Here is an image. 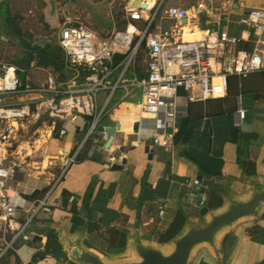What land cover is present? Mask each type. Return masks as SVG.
<instances>
[{
  "label": "crops",
  "instance_id": "obj_1",
  "mask_svg": "<svg viewBox=\"0 0 264 264\" xmlns=\"http://www.w3.org/2000/svg\"><path fill=\"white\" fill-rule=\"evenodd\" d=\"M58 1L44 0V7L40 10L42 19L36 16L29 20L21 13H12L10 0H0V61L17 66L18 56L6 58L2 54L3 48H11L14 44L21 58L26 59L30 57L27 51L32 45L53 38L55 33L58 40L59 28L66 21L61 17V10L68 8ZM135 1L131 2L132 5ZM141 1L155 3L158 0ZM201 3L206 8L201 12L200 21L193 23L186 19L184 39L186 35L196 39L210 30L240 37L249 31L241 24V19L249 16L251 10L264 11V0H166L164 8L191 11ZM98 17L92 21V29L106 33L118 28L114 17ZM71 20L80 19L76 16ZM126 24L123 22L122 27ZM161 24L169 28L175 21L165 20ZM253 39L251 33L250 40L242 41L238 48L252 49ZM62 64L65 65L63 55L58 59L51 58L45 67L18 68L25 72L29 84L41 85L50 72L65 76L60 71ZM38 68L45 74L44 81L39 82L38 78L31 76ZM252 80L245 89L247 93L235 96L231 105L224 104V100H231L230 96L188 104L186 115L170 120L167 133L172 136V145L169 148L154 144L156 120L141 116L140 100L132 110V104L125 103L127 99L121 101L123 93L118 92L110 118L121 125V132L116 133L109 149L105 148L107 142L99 137L93 138L92 144L83 151L82 159L72 164L57 184L54 181L60 176L64 161L79 148L87 126L83 120L75 125L68 124L66 135L61 137H65L64 142L49 127L38 130L41 135L33 143L35 150L29 151L33 160L27 159L28 165L15 176V187L19 188L21 196L15 201L31 205L40 199L28 201L26 196L45 188L50 191L53 186L51 207L50 212L34 224L32 232L41 240L32 242V246L24 244L20 247L17 254L20 264H72L61 254L63 245L59 235L82 236L86 246L109 259L128 257L131 254L130 238L135 232L138 231L146 242L165 245L182 230L188 218L200 220L223 207L222 193L248 196L250 181L264 178V84L257 78ZM131 98L133 96L128 99ZM178 102L185 105L184 98ZM239 109L246 111L244 120L238 116ZM187 117L192 119L191 139L186 144H175L174 136ZM234 131L243 138L239 143L233 140ZM25 146L23 149L31 148ZM239 146L242 152L238 151ZM45 148L48 152H43ZM46 157L50 159L44 168ZM123 161L126 164L121 170H112L113 164ZM200 166L208 171H202ZM198 176L210 180L215 186L206 190L203 206L188 199ZM157 198L166 202L163 216L158 215L154 206ZM220 247L222 264H264V212L225 233L220 239ZM192 264L217 262L212 253L202 247Z\"/></svg>",
  "mask_w": 264,
  "mask_h": 264
},
{
  "label": "built area",
  "instance_id": "obj_2",
  "mask_svg": "<svg viewBox=\"0 0 264 264\" xmlns=\"http://www.w3.org/2000/svg\"><path fill=\"white\" fill-rule=\"evenodd\" d=\"M165 2L158 0L146 8L126 4L125 28L110 33L98 32L81 20L63 22L58 40L65 68L72 76L50 72L43 84L31 85L25 72L0 61V264L8 254L17 255L22 245L33 242L35 233L30 231L31 226L40 212H50L53 186L31 205L15 201L21 197L14 188L16 173L28 165L29 154L23 149L27 141L23 140L29 129L39 133L49 127L61 138L67 133L66 124L85 121L84 139L64 161L61 174L54 181L57 184L77 161L86 142L97 135L101 141L109 140L108 134H99L97 129L116 107L113 100L118 92L123 93L124 101L140 90L141 116L156 120L153 142L169 148L170 120L186 115L188 104L225 97L229 77L245 78L264 72V11L251 10L249 16L241 19L251 32L240 37L210 30L186 40V27L180 26L179 21H200L205 4L188 11L164 8ZM165 20L175 24L164 28L161 22ZM251 33L252 49H239L242 41L250 40ZM180 98L185 99L184 106L179 104ZM237 112L244 120L246 111ZM193 185L201 184L195 180ZM205 201L206 196L201 206ZM165 204L163 198L154 201L159 216L164 215Z\"/></svg>",
  "mask_w": 264,
  "mask_h": 264
},
{
  "label": "water",
  "instance_id": "obj_3",
  "mask_svg": "<svg viewBox=\"0 0 264 264\" xmlns=\"http://www.w3.org/2000/svg\"><path fill=\"white\" fill-rule=\"evenodd\" d=\"M133 6L146 8V4L141 0H136ZM187 24L186 19L179 21L180 26ZM116 132H121V125L110 116L105 117L97 133L109 135L106 149L110 148ZM125 164V161L121 164H113L112 170H121ZM197 181L201 185L192 188L188 199H194L196 205L201 206L206 190L214 189L215 186L203 176H198ZM249 185L250 193L246 197H237L228 192L222 193L225 199L223 207L210 212L200 220L188 218L182 230L165 245L146 242L137 231L130 238L131 254L120 259H109L99 251L86 246L82 236L70 238L59 235L63 245L61 254L72 264H192L198 250L205 247L212 253L217 264H222L221 237L238 224L254 220L264 212V178L253 179ZM40 240L41 237L36 236L33 243Z\"/></svg>",
  "mask_w": 264,
  "mask_h": 264
},
{
  "label": "rangeland",
  "instance_id": "obj_4",
  "mask_svg": "<svg viewBox=\"0 0 264 264\" xmlns=\"http://www.w3.org/2000/svg\"><path fill=\"white\" fill-rule=\"evenodd\" d=\"M14 1V0H13ZM44 0H15V3L19 5H17L16 8V12L19 11L21 12V14H23V16L26 19L32 20L35 19V17L39 16V18L42 17L40 10L42 9V7H44L43 4ZM60 3L61 6L66 5L65 10H61V17L62 19L65 20H71L72 17H76L78 16L79 19L84 22L87 26H89L90 28H93L92 25V21L94 19H98V16H105L104 18H112L114 17V20L116 21V23L118 24V30H121L120 27H122L123 22H125V17L123 14L124 13V7L126 5V3H131L133 2V0H59L58 1ZM43 5V6H42ZM59 5V6H60ZM20 7V9H19ZM24 9V10H23ZM44 9V8H43ZM31 11V12H29ZM33 11V12H32ZM107 12V13H106ZM112 12V14H111ZM4 16V15H3ZM6 18V15L4 16ZM42 19V18H41ZM113 19V18H112ZM37 20V19H36ZM35 20V21H36ZM38 22V20H37ZM99 25V21H97ZM96 22V23H97ZM100 27V26H99ZM2 32V31H0ZM106 33H110L106 32ZM1 34V33H0ZM56 34V33H55ZM53 34V38L51 39H46L44 41H40L37 44H34L31 46V48H28V54L26 59L21 58V53H19V50H17V46L12 45L11 48H3V52L2 53L6 58H12L13 56L16 58L18 56V60H16V67H23L25 68H32V67H45L47 66V62L50 61L51 58H60L63 55V52L61 50V48L58 46V40L56 35ZM4 57V58H5ZM64 64V63H63ZM61 65V72L65 75V76H72V73H69L66 68L65 65ZM20 70V68H18ZM30 75V73H29ZM31 76H34L36 78H38L39 82L44 81L45 79V74L43 72H41L39 70V68L35 71H32ZM254 78H257V80L259 82H261V77L259 75H251L250 79L247 80H240L238 78H232L231 80V84H233V91L234 94H238V93H243L246 94L247 92L245 91V89L249 86V83H252ZM240 85H241V89H240ZM140 90H138L137 92H135V94H133V98L131 99H127L125 101V103H130L132 104L131 108L132 110L136 109V105H137V101L140 100ZM135 95V96H134ZM235 99V97L232 96L231 100H224V104L225 105H231L233 100ZM68 124L65 125V128ZM75 125V124H74ZM67 131V130H66ZM27 135V136H26ZM41 133H34V130L31 128L29 129V132L27 134H24V140L23 141H27V143L23 144L26 148H29L25 153L29 154L30 157H28V160H33V158H31V154L29 151L30 150H35V148H32L33 143L35 141V139H37L38 137H40ZM100 137V135H97ZM119 134H117L116 137H118ZM64 138H61L60 141L64 142ZM38 145V144H37ZM36 145V146H37ZM81 145V144H80ZM79 145V146H80ZM26 150V149H25ZM43 152H48L47 149L45 148ZM31 158V159H30ZM41 180L44 179V177L40 178ZM14 188L19 191V188H16L14 185ZM22 190V189H21ZM45 213L44 212H40L38 214V217L36 220H38L39 218H41L42 216H44ZM36 222V221H35ZM31 226L30 231H34V224ZM31 243H27V245H30ZM16 260L15 258H12L9 260V263L4 262L3 264H16Z\"/></svg>",
  "mask_w": 264,
  "mask_h": 264
},
{
  "label": "trees",
  "instance_id": "obj_5",
  "mask_svg": "<svg viewBox=\"0 0 264 264\" xmlns=\"http://www.w3.org/2000/svg\"><path fill=\"white\" fill-rule=\"evenodd\" d=\"M17 7V5H19V3L18 4H16L15 3V0L13 1V0H10V7H12V13H15L16 12V8L14 7ZM19 9H20V7H19ZM24 10V9H23ZM29 12H31V11H29ZM17 13H21V12H19V11H17ZM23 14H24V12H23ZM124 21H126V20H124ZM126 23H127V21H126ZM125 22H124V24H126ZM124 29L125 28V26L124 27H120V29ZM251 75H259L260 77H261V82L264 84V72H261V73H254V74H250V75H248L247 77H238V76H232V77H229L228 78V91H227V95H226V97H225V99L226 98H228L229 96L232 98V96L233 97H235V96H237V95H239L240 93H238V94H234V91H233V84H231L232 82H231V80H232V78H238L239 79V81L240 80H246L247 78H249ZM240 89H241V85H240ZM242 93V92H241ZM60 127H58V129H59ZM191 135H192V119H189L188 117H187V119H186V121H185V123H184V125L182 126V128L175 134V136H174V143L175 144H186V143H189V141H190V139H191ZM241 139H243L242 138V136H241V134L238 132V131H234L233 132V140L236 142V143H239V141H241ZM92 141H93V139L92 140H89L88 142H86L85 143V145H84V147H83V149H82V151L80 152V154H79V156L76 158V160L77 161H79L80 159H82V157L84 156V153H83V151L85 152V150H86V148L89 146V145H91L92 144ZM242 148H241V146H239L238 147V151L239 152H242ZM200 169L202 170V171H208L205 167H202V166H200ZM215 176L217 175V174H214ZM49 189L50 188H45L44 190H42V191H35L32 195H30V196H26V199L28 200V201H31V200H35V199H42L48 192H49ZM112 235H113V238L116 236L115 235V232H112L111 233ZM116 238V237H115ZM31 246H32V243L30 244ZM12 258H15V260L17 261L16 262V264H20V260H19V257L15 254V253H10V254H8L2 261H1V264H3L4 262H6V263H9V260L10 259H12Z\"/></svg>",
  "mask_w": 264,
  "mask_h": 264
},
{
  "label": "bare ground",
  "instance_id": "obj_6",
  "mask_svg": "<svg viewBox=\"0 0 264 264\" xmlns=\"http://www.w3.org/2000/svg\"><path fill=\"white\" fill-rule=\"evenodd\" d=\"M144 4H146V7H151L152 5H153V2H147V3H145L144 2ZM186 33V32H185ZM199 35V34H198ZM195 38H196V36H194ZM192 36H190V35H186V39L187 40H192ZM49 159H50V157H46L45 158V160H44V162H43V166H44V168H47V166H48V164H49ZM42 166V165H41ZM42 171V170H41Z\"/></svg>",
  "mask_w": 264,
  "mask_h": 264
}]
</instances>
